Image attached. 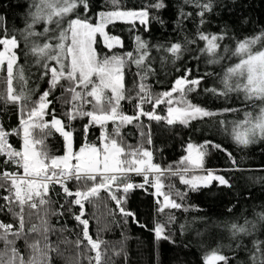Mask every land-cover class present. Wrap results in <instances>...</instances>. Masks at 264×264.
I'll list each match as a JSON object with an SVG mask.
<instances>
[{
	"label": "trees",
	"instance_id": "obj_1",
	"mask_svg": "<svg viewBox=\"0 0 264 264\" xmlns=\"http://www.w3.org/2000/svg\"><path fill=\"white\" fill-rule=\"evenodd\" d=\"M154 2L155 0H117L113 4L112 0H89V10L85 13L82 8H77L65 17L62 27H66L67 21L75 19L77 15L96 24L100 20L98 14L102 11L147 9L149 11L147 31L139 22L122 21L107 24L106 33L119 37L123 46L109 50L104 45L103 37L98 35L93 47L99 57L123 55L127 52H132L135 57L136 37L140 36L148 42V56L144 64L150 66L153 71L143 82L148 86L153 101L159 94L171 91L175 80L183 77L186 69H191V74L188 76L190 80L203 78L195 91L187 93L186 98L194 105L222 114L194 119L187 125L179 122L169 125L163 119L166 117L167 103H162V106L155 110L153 103L146 101L142 105L143 111H154L162 119L157 121L147 116H139L138 120H133L131 124L120 128V134L116 137L117 142L125 146L126 152L128 145L133 149L142 148L151 151L152 163L159 165L162 170L168 169L169 166L173 170L183 167L180 162L188 155L189 144L199 146L205 141L220 144L226 151H219L209 146L204 156L203 168L192 169L187 173V177L203 176L208 171H212L217 175H224L231 187L218 186L216 181H212L208 187L201 186L198 191H191L188 185L180 182L179 176H171L165 172L161 177L164 185L162 190L168 192L169 185H172L171 199L182 206L179 209L164 208L160 211L159 209L163 207V197L157 198L153 195L155 189L150 184H144L142 175L129 173L130 182L134 185L144 184V188H133L125 197L122 187L116 190V185H113L112 192L117 198L125 197L121 205H117L111 198L108 189L100 191L97 196L90 197L91 202L83 201L82 219L89 221V235L94 240L102 241L99 264H208L205 258L213 253L225 256L228 264H252L250 256L255 251L253 241L264 242V222L260 221L257 215L264 213V140L244 147L236 144L232 136L223 128L230 130L232 126L230 122L244 120L245 112H251L255 118L260 106H264V101L245 100L242 92H227L226 95L220 96L205 89L225 90L222 81L226 70L240 60V57L233 55L237 42L257 36L264 30V0H235V3L232 0H214L213 12L205 14L208 23L203 26H199L200 18L196 15L199 9L184 4L183 0H165L167 7L159 12L151 8ZM201 2L204 3L206 0ZM31 3L32 0H0V16L4 17L3 27L8 29V35L15 34L20 43V47L16 50L19 57L17 64L23 67L27 81L24 90L31 96L30 101L19 103H5L0 99V124L9 132L20 128V106L23 105L25 111L30 110L35 106L40 95L49 88V77L41 76L43 69L36 63L37 57L31 54L30 48L32 41L43 44L52 35L48 33V36L29 37L28 48H25V40L21 35L26 26V15L30 11ZM181 7L185 12H191L192 16L184 21L183 30H174V22ZM153 15H159L165 23L161 25L154 21ZM244 18L248 19L247 24L242 23ZM224 25H227L230 31L225 39L219 42L220 47L214 57L201 51L205 47V41L198 38V26L202 32L220 33ZM45 26H49L50 31L55 28V24L41 23L35 26V31L42 33ZM2 34L0 32V35ZM52 43L55 44L57 41L52 40ZM175 43L181 44L179 59L166 51ZM157 45L161 47L157 48ZM225 47L228 49L227 52ZM252 50L253 52L264 50V39L253 46ZM25 52L28 54L24 55ZM212 59L218 62L210 63ZM51 63L55 64L54 61ZM137 72L136 65L131 62L124 68L125 99L120 103V111L128 116L138 115L139 97L144 95L139 92L141 79ZM5 76V72L0 73V95L6 92ZM232 83L235 84L233 78ZM70 86L68 81L62 79L49 95L52 103L49 105V115L45 120L50 123L53 114L61 119L65 129L73 132L77 151L85 143L99 147L104 131L100 125L88 127L85 133V125L89 123V117H78L69 121L65 115L71 107V93L65 91ZM13 87L19 91V82L14 80ZM178 96V92L174 93L173 98ZM173 106L177 105L174 103ZM229 108L238 111H223ZM84 110H92V105L86 104ZM221 120L225 122L223 127L219 123ZM115 127L114 122L107 123V132L110 136ZM48 132L49 129L44 130V133ZM149 134L151 143H148ZM33 135L39 138L42 133L36 129ZM8 142L17 150L22 148L23 141L20 135H10ZM45 145L50 155L65 154V141L54 129L46 136ZM228 152L235 159V165L228 157ZM5 159L6 157L0 155V174L4 171L23 173L22 169H18L12 163L5 164ZM98 180L99 178L97 182ZM149 180H153L152 177H149ZM92 184L93 181L85 183L73 179L67 182V187L74 193L77 190L83 191ZM0 185H3L0 186V205H5L6 201L2 197L9 194L10 182L0 181ZM176 191L186 193L183 200L175 195ZM48 198L50 203L37 209H29L25 205V232L27 233L33 224L44 227L45 225H41L42 219L47 222L48 229L45 234L29 233L27 243L23 239L16 241V247L25 261L31 255L28 245L38 240L41 247L45 243L51 246L50 264H96L94 259L96 252L90 250V246H86L87 241L82 236L83 225L74 218L80 213V206L74 203L76 197L67 196L59 184H54L49 187ZM120 207L133 213L135 219L132 216L122 215L119 211ZM169 217L173 218L171 223H168ZM245 220L255 222L257 230L252 235L233 236L231 226L243 225ZM0 221L12 224L14 230L18 225V219L6 209L0 211ZM157 223L165 225V231L171 233L173 242L155 238L153 228ZM261 247L264 248V244ZM3 249L4 242L0 241V250ZM216 264H224V262L220 261Z\"/></svg>",
	"mask_w": 264,
	"mask_h": 264
},
{
	"label": "snow or ice",
	"instance_id": "obj_2",
	"mask_svg": "<svg viewBox=\"0 0 264 264\" xmlns=\"http://www.w3.org/2000/svg\"><path fill=\"white\" fill-rule=\"evenodd\" d=\"M112 2L115 4L117 0H112ZM232 2L235 3V0H232ZM183 3L193 5L199 9L196 13L200 18L199 26L208 23L205 14L213 12L214 0H206L204 3L201 0H183ZM166 7L165 0H155L151 4V8L157 12ZM29 8L30 11L26 15V26L21 32L25 40V48H28L29 37L48 36L49 27L45 26L43 32L39 33L35 31L37 24H55V29L52 31L59 30V32L58 35L50 36L43 44L35 41L31 42L30 52L37 57L36 63L40 64L43 69L41 76L49 77L48 90L40 95L38 101L35 102V106L30 110L25 111L24 106H20V128L9 132L0 124V155L6 157L5 164L12 163L18 169L23 170V174H20L19 171H4L0 174V180L10 181L9 194L2 197L6 204L0 205V211L6 209L7 212L18 219L15 230L12 224H5L0 221V241L4 242V249L0 250V264H50L49 252L51 246L49 244L45 243L41 247L40 242L37 240L28 245L31 249V255L25 261L24 256L16 247V241L23 239L27 243L29 233L40 232L45 234L48 231L47 222L42 219L41 225H45L44 227L33 224L26 233L24 208L25 205L29 209H37L48 205L50 203L48 193L51 185L59 184L67 196L76 197L74 203L80 206V213L75 215L74 218L83 225L82 236L87 241L86 246H90V250L96 252L94 258L96 264H99L101 260L100 246L102 241L94 240L89 235V221L88 219H82V216L84 215L83 201L91 202L90 197L97 196L100 189H108L111 198L116 201L117 205H121L130 190L137 187L144 188V184H150L155 189L153 195L157 198L163 197V207L159 209L163 211L164 208L179 209L182 206L171 199L173 195L172 185H169L168 192L162 190L164 185L161 177L165 172L171 176H179L180 182L188 185L191 191H198L201 186L208 187L212 181H216L218 186L231 187L229 180L224 175H217L212 171H208L207 175L203 176L187 177V173L192 169L203 168L204 156L207 154L209 146L219 151H226L220 144L211 141H205L203 145L199 146L189 144V155L185 156L180 162L183 167L173 170L169 166L168 169L162 170L159 165L152 163L153 154L151 151L142 148L133 149L131 145H128L126 146L128 149L126 152L125 146L117 142L116 137L120 134V128L123 125L131 124L133 120H138L139 116H147L149 119L157 121L162 119L154 111H143L142 105L146 101L153 103V107L161 103H167L168 115L163 119L169 125L177 122L187 125L194 119L222 114L194 105L186 98L187 93L195 91L203 78L190 80L188 76L191 74V69H186V74L175 80L171 91L159 94L153 101L148 92V86L143 82L147 79L149 73L153 71L150 66L144 64L148 56V42L140 36L136 37L137 47L135 51L137 55L135 57L132 52L123 55L113 54L103 58L99 57L93 47L96 35L99 33L103 36L104 45L109 50L117 46L122 47L123 44L119 37L110 36L105 32L106 25L115 20H129L133 23L138 20L141 25L145 26V31H147L149 23V11L147 9L140 11H102L98 14L100 20L96 24L90 23L86 18L81 19L77 15L75 19L67 21L66 27H62L65 17L72 14L77 8H82L86 13L89 10V0H32ZM191 16V12H185L181 7L178 18L174 22V30H183L184 21ZM152 19L161 25L165 23L159 15H153ZM3 20L4 17L0 16V32L3 33L0 35V46H3V50H0V72L6 73L4 79L7 87L6 92L0 95V99L5 103L28 102L31 100V96L24 90L27 84L24 70L22 66L17 64L19 57L16 50L20 47V43L15 34L8 35V29L3 27ZM242 23L247 24L248 19L244 18ZM199 26L197 28L198 38L205 41V47L201 51L214 57L220 47L219 42L225 39L230 29L227 25H224L220 33H206L200 31ZM261 39H264V30L257 36L238 41L233 55L240 57V60L239 63L226 70L222 81L225 90L217 91V89L211 88L205 89V91L220 96L226 95L227 92H242L245 100L264 101V50L255 52L252 50L253 46ZM52 40H56L57 43L53 44ZM156 47L161 46L157 45ZM166 51L179 59L181 44H171ZM227 51L228 49L225 47V52ZM27 54L28 52L24 53V55ZM53 61L55 62L54 65L51 63ZM129 62L135 64L138 69L137 75H140L141 79L139 92L144 94L139 97V113L136 116H128L120 111V103L125 99L124 68ZM209 62L217 63L218 61L212 59ZM233 77L236 78L235 84L232 83ZM62 79L68 81L71 85L65 89L66 92L71 93V107L65 115L69 121L78 117H89L90 121L85 125V133L88 127L100 125L104 131L100 138L101 145L99 147L95 144L85 143L78 151H74L73 132L65 129L64 122L56 118L54 114L50 123L45 120V117L49 115V105L52 103L49 100V95L56 89ZM14 80L19 82V91L13 87ZM61 87L63 86L61 85ZM177 92L179 96L174 99L173 93ZM174 103L177 106H173ZM86 104H91L92 110L85 111L84 106ZM223 111L235 112L238 109L229 108ZM244 117L242 121L230 122L232 125L230 130L228 128H223V130L232 136L236 144L244 147L264 140V106H260L259 113L255 118H253L251 112H245ZM109 121L116 124L111 136L107 132ZM219 123L222 127L225 124L223 120ZM36 129H39L42 133L39 138L33 135ZM45 129H49V132L44 133ZM52 129L59 133L65 141V154L62 156L50 155L45 145L46 136L51 134ZM10 135L21 136L23 141L21 149L13 148L8 142ZM148 143H151L150 134ZM193 152L196 153L195 156L192 155ZM227 155L232 160V164L235 165L236 161L232 158V154L228 152ZM129 173L142 175L144 184L134 185L131 183ZM153 174V180L150 181L149 176ZM97 178H99L98 182ZM71 179L85 183L93 181V184L83 191L77 190L73 193L67 187V181ZM113 185H116V190L122 187L125 197L117 198L112 192ZM175 195L183 200L186 193L176 191ZM119 211L122 215L132 216L135 219L134 214L127 212L123 207H120ZM45 214H47V209H45ZM257 215L259 220L264 222V213ZM172 219V217H169L168 223H171ZM256 230L257 224L248 220H245L243 225L233 224L231 226L233 236L239 234L252 235ZM153 231L157 240L173 242L172 235L170 232L165 231L164 224L157 223ZM181 231H183V225H181ZM44 239L47 240L46 235ZM262 244H264L262 241H253L255 251L250 256L252 264H264ZM205 259L208 264H216L220 261L228 264L225 256L215 253Z\"/></svg>",
	"mask_w": 264,
	"mask_h": 264
},
{
	"label": "rangeland",
	"instance_id": "obj_3",
	"mask_svg": "<svg viewBox=\"0 0 264 264\" xmlns=\"http://www.w3.org/2000/svg\"><path fill=\"white\" fill-rule=\"evenodd\" d=\"M130 22V23H133V22H131V21H129V20H115L114 22H112V23H118V22ZM135 22H139L138 20H136ZM99 23V22H98ZM108 24H111V23H108ZM63 25V24H62ZM49 27V26H48ZM55 29V28H54ZM106 29H107V27H105V32H106ZM58 32H59V30H56L55 32L54 31H49V34H51L52 36H54V35H58ZM98 35H100L99 33L96 35V37L98 36ZM102 36V35H101ZM103 37V36H102ZM104 39V38H103ZM95 40H96V38H95ZM2 47V49L1 50H3V46H1ZM1 73V72H0ZM233 80L236 82V78L235 77H233ZM241 82H243V81H241ZM254 113V112H253ZM74 151H77L76 149H75V145H74ZM195 152H193L192 153V155L193 156H195ZM188 155H189V153H188ZM73 163H75V161H73ZM195 172H197V170L195 171ZM165 174V173H164ZM203 175V174H202ZM207 175V174H206ZM152 179H153V177H152Z\"/></svg>",
	"mask_w": 264,
	"mask_h": 264
},
{
	"label": "water",
	"instance_id": "obj_4",
	"mask_svg": "<svg viewBox=\"0 0 264 264\" xmlns=\"http://www.w3.org/2000/svg\"><path fill=\"white\" fill-rule=\"evenodd\" d=\"M173 94H174V93H173ZM161 105H162V103L159 104L158 106H156V107H155V110H158V108H159ZM110 122H112V121H109L108 123H110ZM105 190H106V189H100L99 192H100V191H105Z\"/></svg>",
	"mask_w": 264,
	"mask_h": 264
},
{
	"label": "built area",
	"instance_id": "obj_5",
	"mask_svg": "<svg viewBox=\"0 0 264 264\" xmlns=\"http://www.w3.org/2000/svg\"><path fill=\"white\" fill-rule=\"evenodd\" d=\"M8 172H10V171H8ZM2 174V173H1ZM20 174H23V173H20ZM149 177H154V174L153 175H150ZM71 180H73V179H71ZM0 181H2V180H0ZM68 181H70V180H68ZM67 181V182H68ZM7 182H10V181H7Z\"/></svg>",
	"mask_w": 264,
	"mask_h": 264
},
{
	"label": "flooded vegetation",
	"instance_id": "obj_6",
	"mask_svg": "<svg viewBox=\"0 0 264 264\" xmlns=\"http://www.w3.org/2000/svg\"><path fill=\"white\" fill-rule=\"evenodd\" d=\"M162 106V105H161ZM168 115V112H166V116Z\"/></svg>",
	"mask_w": 264,
	"mask_h": 264
},
{
	"label": "bare ground",
	"instance_id": "obj_7",
	"mask_svg": "<svg viewBox=\"0 0 264 264\" xmlns=\"http://www.w3.org/2000/svg\"><path fill=\"white\" fill-rule=\"evenodd\" d=\"M174 95V94H173Z\"/></svg>",
	"mask_w": 264,
	"mask_h": 264
}]
</instances>
